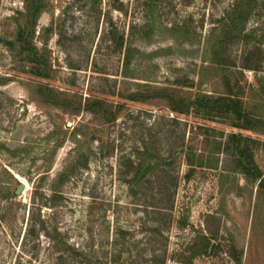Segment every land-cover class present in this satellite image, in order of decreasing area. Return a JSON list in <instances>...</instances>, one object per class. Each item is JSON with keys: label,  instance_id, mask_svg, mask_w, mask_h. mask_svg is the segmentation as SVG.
<instances>
[{"label": "rangeland", "instance_id": "rangeland-1", "mask_svg": "<svg viewBox=\"0 0 264 264\" xmlns=\"http://www.w3.org/2000/svg\"><path fill=\"white\" fill-rule=\"evenodd\" d=\"M47 1L36 36L53 29L50 82L19 71L6 41L23 3L0 0V78L8 80L0 86V264H237L232 254L264 264V189L228 154H212L233 129L126 100L176 81H194L192 95L222 91L210 64L223 42L234 66L226 73L264 120V0ZM41 82L123 112L101 126L89 114L45 109L28 91ZM242 134L264 145V133ZM185 154L204 167L192 168ZM255 161L264 173V147ZM204 237L210 252L191 258Z\"/></svg>", "mask_w": 264, "mask_h": 264}, {"label": "trees", "instance_id": "trees-1", "mask_svg": "<svg viewBox=\"0 0 264 264\" xmlns=\"http://www.w3.org/2000/svg\"><path fill=\"white\" fill-rule=\"evenodd\" d=\"M21 1L23 3V11L17 13L20 19L18 21L15 38L12 42L6 41V46H8L10 52L15 57L21 58L19 60V71L21 73L28 74L42 81H53L55 70L51 60V53L47 48L53 29L52 27H47L42 30L40 37L36 36L37 23L41 15L44 12L50 11L49 2L47 0ZM148 1L152 2L153 0ZM240 19L244 23L247 15L240 17ZM235 23L236 20L232 18L231 24L233 25ZM243 23H241V30L244 29ZM36 40L41 43V49L37 47ZM222 46L223 42H217L212 47L210 64L213 68L211 74L214 78H218L221 81V85H223L224 89L222 91L215 92L212 95H206L202 92L192 95L191 91L187 90H192L196 87L194 81L187 80L183 83L176 81L167 87L148 84L144 88L139 87L140 89L128 95L126 100L144 104L161 102L176 116H194L209 122L223 120L234 132L226 138L223 145L215 142L212 154L222 152L228 154L233 158L237 170L246 176L247 179L252 180L253 183L259 181V187L264 189V173L255 161L258 148L264 147V145L260 141L242 134L264 133V120L260 119L257 114L247 110L245 107V87L238 79H232L231 75L226 73L229 70L228 68L234 66L225 62ZM128 64L129 58H126V66ZM242 69H252V67L246 64L243 65ZM203 72L207 74L208 69H204ZM7 82V79L0 78V86L6 85ZM204 82L205 79L202 75L200 86ZM28 91L34 102L40 107L57 110L62 114L74 117L80 116L81 114H89L101 126L114 125L124 108V105L120 103L115 104L106 98H84L78 93L61 91L53 87L50 83L44 84L41 82L28 85ZM170 121L173 124L179 125L177 117L170 119ZM78 134L85 135L84 132ZM182 140L184 143L183 138ZM57 147H60V145ZM185 157L192 168L204 167L202 161L195 162L190 158L189 154H185ZM149 158H152V155H149ZM212 167L217 169L216 164H213ZM149 170L151 168L148 167L146 172ZM211 245V241L207 237H204L199 248L193 250L191 258L209 253ZM232 256L237 264H241V257L237 254H232Z\"/></svg>", "mask_w": 264, "mask_h": 264}, {"label": "water", "instance_id": "water-1", "mask_svg": "<svg viewBox=\"0 0 264 264\" xmlns=\"http://www.w3.org/2000/svg\"><path fill=\"white\" fill-rule=\"evenodd\" d=\"M24 190V185H19V187L16 190V195H20V193Z\"/></svg>", "mask_w": 264, "mask_h": 264}, {"label": "bare ground", "instance_id": "bare-ground-1", "mask_svg": "<svg viewBox=\"0 0 264 264\" xmlns=\"http://www.w3.org/2000/svg\"><path fill=\"white\" fill-rule=\"evenodd\" d=\"M24 187H26V186H24Z\"/></svg>", "mask_w": 264, "mask_h": 264}]
</instances>
